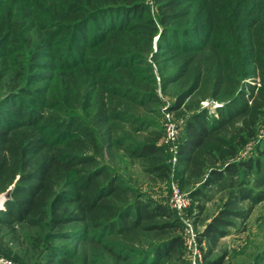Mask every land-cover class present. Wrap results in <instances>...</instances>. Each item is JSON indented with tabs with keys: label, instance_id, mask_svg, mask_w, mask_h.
<instances>
[{
	"label": "trees",
	"instance_id": "16d2710c",
	"mask_svg": "<svg viewBox=\"0 0 264 264\" xmlns=\"http://www.w3.org/2000/svg\"><path fill=\"white\" fill-rule=\"evenodd\" d=\"M25 1L0 13V256L69 264L83 245L85 264V246L100 264H186L174 211L104 162L123 152L169 179L164 129L145 114L171 88L180 175L198 197L223 193L197 233L202 264H224L223 228L264 199V139L238 157L264 115V0Z\"/></svg>",
	"mask_w": 264,
	"mask_h": 264
},
{
	"label": "rangeland",
	"instance_id": "374dc122",
	"mask_svg": "<svg viewBox=\"0 0 264 264\" xmlns=\"http://www.w3.org/2000/svg\"><path fill=\"white\" fill-rule=\"evenodd\" d=\"M34 6V2L27 4L25 0H3L2 4L0 5V13L7 10H13L14 13L20 14L25 9L28 11L32 10ZM18 20L21 23L20 19ZM52 51L53 50H51V53ZM37 61L49 62L50 60H47V58H42ZM51 63H53V61ZM47 71V73L49 74L53 73L50 72V70ZM171 90V88H168L166 93L163 94L160 89H157L158 96L161 99V103L152 102L151 104H149V107L156 109V116L154 113L145 114L149 117H157L160 120L162 129L164 126V112L167 111V107L169 103H171ZM4 92V89L0 91V97ZM201 104L203 106H210L212 102L206 100L202 101ZM172 116L174 121L180 126L178 137V140H180L183 133V117H179L175 112L172 113ZM262 139H264V115L259 121V125L256 131V137L246 143L243 149L240 150L238 148V150H240L238 157H249L256 147L255 144ZM262 142H259L260 147H262ZM109 157V155H105L104 162L109 164V167L113 171L121 175L123 179L129 182V184H131L133 187H135L137 191L154 196L168 207V200L173 185H178L182 189V191L188 195L189 205L187 206V208L180 214L172 212L180 222V234L182 235L183 239L185 221H190L193 225V228L198 233L217 212L221 204L223 193L216 192L213 189L207 190L206 194L208 195V198L196 196L194 190L199 186V182L197 181V179H191L185 175H180L181 165L178 164L177 159L176 161L173 160V155L168 151V149H165V157L170 166V175L169 179L165 181L156 179L154 176L146 174L141 169L139 160L130 158L123 152H120L119 155H115L113 158ZM0 196L2 195L0 194ZM243 205H246V203ZM199 206H202V210H200ZM232 221L234 225L223 228L228 233L224 237H221L217 240V248L214 252L213 257L219 255L220 253L226 252L227 256L225 258L224 264H254L256 263V261L258 263L260 262L261 264H264V199L256 204L252 213L246 219L241 220L240 218H232ZM81 248L80 259L69 260V264H85V262L83 261V245ZM84 248V254L86 258H91L90 262H92V264H100V262H98V259L95 257L96 252H94L93 248L90 246H85ZM207 248L208 245L206 243L199 244L202 261L200 263L197 261L196 264H202L203 253L207 250ZM184 251L186 264H193L192 254L186 249L185 246ZM56 259L57 257H55L53 262L50 264H58V260ZM129 261H127V263H129ZM165 261L167 264H178L175 256H172V258ZM107 263L114 264L115 261L111 258L107 260Z\"/></svg>",
	"mask_w": 264,
	"mask_h": 264
},
{
	"label": "built area",
	"instance_id": "2783aa9c",
	"mask_svg": "<svg viewBox=\"0 0 264 264\" xmlns=\"http://www.w3.org/2000/svg\"><path fill=\"white\" fill-rule=\"evenodd\" d=\"M163 124L164 133L161 143L167 146L168 151L173 155V160L176 161L180 126L174 121L172 113L169 111L164 112ZM3 203L0 209L3 208ZM168 205L175 213L180 214L189 205V197L178 185H173L168 200ZM184 245L186 249L192 254L193 264H196L197 261L200 263L202 261V255L197 241V232L193 228V225L190 221L184 222ZM0 264L23 263L5 256H0Z\"/></svg>",
	"mask_w": 264,
	"mask_h": 264
},
{
	"label": "water",
	"instance_id": "95a60500",
	"mask_svg": "<svg viewBox=\"0 0 264 264\" xmlns=\"http://www.w3.org/2000/svg\"><path fill=\"white\" fill-rule=\"evenodd\" d=\"M1 195L4 196V201H5L6 199L9 198V196H10V191H7L6 193H3V194H1ZM4 201H3V202H4Z\"/></svg>",
	"mask_w": 264,
	"mask_h": 264
},
{
	"label": "bare ground",
	"instance_id": "6f19581e",
	"mask_svg": "<svg viewBox=\"0 0 264 264\" xmlns=\"http://www.w3.org/2000/svg\"><path fill=\"white\" fill-rule=\"evenodd\" d=\"M3 201H4V196L2 195V196H0V208H1Z\"/></svg>",
	"mask_w": 264,
	"mask_h": 264
}]
</instances>
